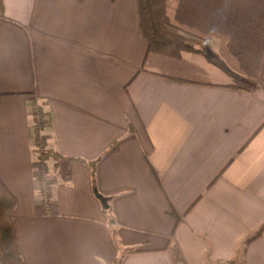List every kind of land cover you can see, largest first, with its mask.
<instances>
[{
	"label": "crops",
	"instance_id": "obj_1",
	"mask_svg": "<svg viewBox=\"0 0 264 264\" xmlns=\"http://www.w3.org/2000/svg\"><path fill=\"white\" fill-rule=\"evenodd\" d=\"M161 2L221 64L148 51L137 0H4L0 178L28 264H264V231L247 242L264 228V0ZM34 99L64 156L48 208Z\"/></svg>",
	"mask_w": 264,
	"mask_h": 264
},
{
	"label": "trees",
	"instance_id": "obj_2",
	"mask_svg": "<svg viewBox=\"0 0 264 264\" xmlns=\"http://www.w3.org/2000/svg\"><path fill=\"white\" fill-rule=\"evenodd\" d=\"M137 3L139 24L148 42V51L177 58L181 57L185 52L202 53L221 64L204 41L173 30L167 25L163 17L161 0H137ZM0 10L4 11V0H0ZM32 103L34 113V150L39 161L37 180L50 186L53 181L51 172L58 169L59 163L64 159V156L53 148L48 147L46 139L41 134L45 127L44 118L48 114L45 105L37 103L35 99ZM51 161H53V166L50 165ZM94 163L92 162V165ZM44 173L48 174L47 178L43 177ZM17 203L16 195L0 178V264H28L24 260L18 243L14 219ZM172 213L177 215L173 209ZM109 222L114 232V219L111 218ZM263 231V227L259 228L247 237V242L261 236ZM119 262L120 258H117L114 264H119Z\"/></svg>",
	"mask_w": 264,
	"mask_h": 264
},
{
	"label": "built area",
	"instance_id": "obj_3",
	"mask_svg": "<svg viewBox=\"0 0 264 264\" xmlns=\"http://www.w3.org/2000/svg\"><path fill=\"white\" fill-rule=\"evenodd\" d=\"M44 178L48 177L47 173L43 174ZM38 186H39V193H40V198L42 206H44L45 208H48L49 203H50V199H49V185L42 183V182H38Z\"/></svg>",
	"mask_w": 264,
	"mask_h": 264
},
{
	"label": "water",
	"instance_id": "obj_4",
	"mask_svg": "<svg viewBox=\"0 0 264 264\" xmlns=\"http://www.w3.org/2000/svg\"><path fill=\"white\" fill-rule=\"evenodd\" d=\"M98 195V197L100 198V200L102 201V204L104 205V207H108V199H107V197H105V196H103V195H101V194H97Z\"/></svg>",
	"mask_w": 264,
	"mask_h": 264
},
{
	"label": "rangeland",
	"instance_id": "obj_5",
	"mask_svg": "<svg viewBox=\"0 0 264 264\" xmlns=\"http://www.w3.org/2000/svg\"><path fill=\"white\" fill-rule=\"evenodd\" d=\"M45 121V120H44Z\"/></svg>",
	"mask_w": 264,
	"mask_h": 264
}]
</instances>
